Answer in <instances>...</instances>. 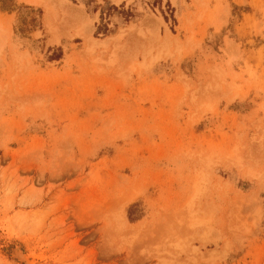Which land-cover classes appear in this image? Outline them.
I'll return each mask as SVG.
<instances>
[{"label": "rangeland", "instance_id": "rangeland-1", "mask_svg": "<svg viewBox=\"0 0 264 264\" xmlns=\"http://www.w3.org/2000/svg\"><path fill=\"white\" fill-rule=\"evenodd\" d=\"M0 264H264V0H0Z\"/></svg>", "mask_w": 264, "mask_h": 264}, {"label": "bare ground", "instance_id": "bare-ground-1", "mask_svg": "<svg viewBox=\"0 0 264 264\" xmlns=\"http://www.w3.org/2000/svg\"><path fill=\"white\" fill-rule=\"evenodd\" d=\"M19 255L21 256V253H20ZM23 255H24V254H22V258H24ZM25 261H26V260H25ZM27 261H28V260H27ZM25 263H28V262H25Z\"/></svg>", "mask_w": 264, "mask_h": 264}]
</instances>
